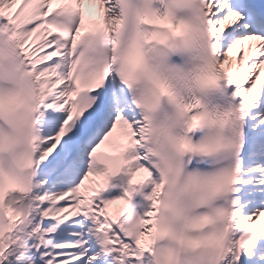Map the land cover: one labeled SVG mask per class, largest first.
Wrapping results in <instances>:
<instances>
[{
	"label": "snow or ice",
	"instance_id": "1",
	"mask_svg": "<svg viewBox=\"0 0 264 264\" xmlns=\"http://www.w3.org/2000/svg\"><path fill=\"white\" fill-rule=\"evenodd\" d=\"M0 264H264V0H0Z\"/></svg>",
	"mask_w": 264,
	"mask_h": 264
}]
</instances>
